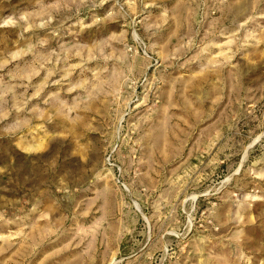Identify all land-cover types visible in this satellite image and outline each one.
Wrapping results in <instances>:
<instances>
[{
  "label": "rangeland",
  "instance_id": "rangeland-1",
  "mask_svg": "<svg viewBox=\"0 0 264 264\" xmlns=\"http://www.w3.org/2000/svg\"><path fill=\"white\" fill-rule=\"evenodd\" d=\"M0 264H264V0H0Z\"/></svg>",
  "mask_w": 264,
  "mask_h": 264
}]
</instances>
